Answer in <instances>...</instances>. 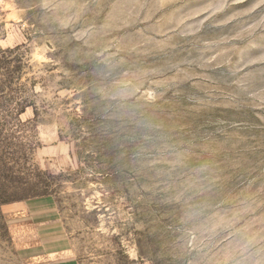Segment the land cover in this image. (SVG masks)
Instances as JSON below:
<instances>
[{
    "label": "rangeland",
    "instance_id": "1",
    "mask_svg": "<svg viewBox=\"0 0 264 264\" xmlns=\"http://www.w3.org/2000/svg\"><path fill=\"white\" fill-rule=\"evenodd\" d=\"M0 264H264V0H0Z\"/></svg>",
    "mask_w": 264,
    "mask_h": 264
},
{
    "label": "crops",
    "instance_id": "2",
    "mask_svg": "<svg viewBox=\"0 0 264 264\" xmlns=\"http://www.w3.org/2000/svg\"><path fill=\"white\" fill-rule=\"evenodd\" d=\"M13 209L26 216V219L22 221L23 226L34 233L35 243L27 248L40 249L44 256L66 251V246H57L56 243L60 241L65 244V239L63 241L64 233L61 225H59L57 210L53 203L47 201L45 203L25 204L19 209L18 207Z\"/></svg>",
    "mask_w": 264,
    "mask_h": 264
}]
</instances>
